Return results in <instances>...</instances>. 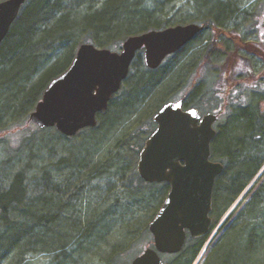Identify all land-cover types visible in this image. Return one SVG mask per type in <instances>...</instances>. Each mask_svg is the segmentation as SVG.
Wrapping results in <instances>:
<instances>
[{
  "label": "trees",
  "instance_id": "1",
  "mask_svg": "<svg viewBox=\"0 0 264 264\" xmlns=\"http://www.w3.org/2000/svg\"><path fill=\"white\" fill-rule=\"evenodd\" d=\"M82 1H86L88 6L83 7ZM243 1L195 0L194 4L188 5L189 10L185 8L186 14L179 12L175 18L165 20L160 17L161 13L142 8L141 0H108L98 9V0H34L28 7L24 6L0 47V124L6 120L10 125L26 123L50 82L71 66L80 45L93 44L118 51L122 41L128 37L150 31L145 25H154V30H162L187 23L188 11L210 15L219 23H234L243 16L241 9L246 5ZM159 10L161 12L162 8ZM69 14L74 15L72 21L66 18ZM79 17L83 23L76 20ZM109 36L112 38L108 41ZM197 43L195 41L179 51L170 58L171 63L157 71L149 70L138 54L130 77L124 83V87L128 86L125 96L121 99L120 94L115 96L108 111L98 115V126L79 134H87L83 145L70 149L69 159L61 158L52 174L48 173L50 170L43 173L41 167L34 168L38 173L35 176L41 177V181H34L33 185L25 170L16 172L11 167L0 166V264H29L30 259L43 254H55L57 264H80L79 255L85 257L84 254L92 249L97 252L94 255H101L98 252L100 246L107 245L113 251L106 253L107 264L118 263L115 256L122 253V247L120 244H107L110 233L123 234L121 230H124L125 238L128 237L131 243L132 238L139 236L141 219L131 216L123 226L132 206L126 203L116 210H108L102 204H92L87 199L89 195L84 193L86 185L94 174L100 178L118 163L122 164L116 150L133 152L132 158L136 160L155 129L153 113L171 101L163 94L181 86L187 73L199 66L202 60L198 54L202 53L205 60H213L217 65L223 60L225 62L227 55L230 57L227 49L221 53L222 57L213 56L210 48L189 54ZM220 44L223 49L224 45ZM249 47L246 49L248 52L262 59V63L256 64L250 73L255 78V85L243 90L238 98L233 95L237 103L225 107L229 116L212 143V160L225 165L223 174L217 179L214 203L225 206L226 210L264 166V51H260L259 46ZM237 63V66L242 65L240 61ZM184 69L181 80L168 88L175 77L180 78ZM261 70L263 78L259 80L255 75ZM209 77L200 81L198 86ZM209 88L207 95L213 98L214 86ZM185 102L190 108L196 107L187 100ZM130 128L133 130L126 134ZM125 130V138L114 143ZM54 143L50 144L51 149L48 148L52 158L57 155ZM116 143L119 146L115 150ZM136 176L141 183L137 193L144 186H164L153 193L154 199H144L147 203L158 200L161 204L168 193V186H152ZM58 178L61 180L57 183L51 182ZM71 186H76L75 193H70ZM140 196L136 194L137 203ZM123 207L126 213L121 215L119 210ZM115 219H120V222L114 231L109 232L107 221ZM232 225L234 230L222 242L215 259L222 258L231 264H264V182ZM144 232L147 233L146 228L141 232L143 236Z\"/></svg>",
  "mask_w": 264,
  "mask_h": 264
},
{
  "label": "water",
  "instance_id": "2",
  "mask_svg": "<svg viewBox=\"0 0 264 264\" xmlns=\"http://www.w3.org/2000/svg\"><path fill=\"white\" fill-rule=\"evenodd\" d=\"M26 1L0 2V47ZM201 31L196 24L155 30L129 37L120 51L82 44L67 71L50 82L30 114V122L42 130L55 129L67 138L95 128L97 114L107 111L121 91L139 51L144 49L146 66L156 70ZM182 106V101L169 102L154 115L157 128L139 156L140 178L169 184L171 192L150 224L155 249L148 248L131 264H164L159 253H179L185 230L199 237L210 225L215 182L225 170L222 163L211 160L218 116L202 117L196 109L184 111Z\"/></svg>",
  "mask_w": 264,
  "mask_h": 264
},
{
  "label": "rangeland",
  "instance_id": "3",
  "mask_svg": "<svg viewBox=\"0 0 264 264\" xmlns=\"http://www.w3.org/2000/svg\"><path fill=\"white\" fill-rule=\"evenodd\" d=\"M4 1L6 0H0V2H4ZM33 1L34 0H27L25 7L26 6L28 7L30 3H32ZM98 1L99 3L96 6L97 9L103 7L104 3L108 0H98ZM141 1H142L141 3H143V5H141L142 8H146L148 11L151 12H157V14L161 13L160 17L165 20L175 18L176 15L179 14V12L182 14H186L185 8L189 10L188 4L191 5L195 3V0H141ZM230 1L235 3V1L239 2L240 0H230ZM246 2L253 3L252 6L249 8V10L251 13H254V16H248L245 22H247L248 25H253V24L256 25L258 23V22L256 23L257 15L264 14V0H244L242 3H246ZM81 5L83 7H87L88 3L86 1H82ZM160 8H162L161 12L159 10ZM188 15L189 18H192L193 20L189 19L187 20V23H189L190 20L191 22L201 20L197 18L196 13L194 12L192 14V12L189 13L188 11ZM73 16H74L73 14L72 15L69 14V16L66 18L72 21ZM76 20H79V22L83 23L81 17L77 18ZM228 23L229 22H227V24ZM86 26L90 27V24H87ZM148 26H149L148 30H154L153 28L154 25H145V27ZM145 27L143 26V28ZM125 33L126 32H124V34ZM111 38L112 37L109 36L107 37V40L108 39L110 40ZM241 40L244 41L238 42V49L244 50L247 49L249 46L255 48L259 46L258 49L260 51H264L263 44L259 43L257 35L255 37V35L247 36V34H243ZM123 42L124 41H122V44ZM122 44H120V47L122 46ZM200 51L201 49L199 50V52ZM198 55L201 56L200 60H202L200 61L199 66L198 67L196 66V69L193 68V71H191V73L189 72L187 73L184 79L185 81L181 86H179L176 89H172L171 90L172 92H169V90L167 89L168 91L163 94V97L166 98L168 96L171 101L187 100L192 105H196L195 108L200 111L201 115H206L209 113L219 114V120L215 125V129L220 132L222 125L225 123L226 119L229 116V111L225 110V107L228 108L230 104L237 103V100L232 98L233 95H237L238 98L243 90L254 87L255 78L254 77L252 78L250 76V73H252V70L256 67V64L262 63V59L256 56V54L252 55L250 58L245 60V63L243 64V67L246 68L247 70L241 68L242 70L241 71V70H234V67L237 66V62H236V58L232 55H230L229 59L228 57H226L227 60L225 62L223 60V62L218 65L215 62H213V60H205L202 53ZM141 56L143 57V54H141ZM169 63H171L170 59H168L163 66H167ZM227 65H228V69L226 68ZM185 70L186 69L183 70L180 78L175 77V80L169 83L168 88L174 87L181 80V78L185 73ZM255 76L256 78L258 77L259 80H262L263 71L262 70L256 71ZM207 77H209V79L199 87L198 83L203 79H206ZM236 80H241V81L238 82ZM226 85H229L228 88H225L223 90V88ZM197 86L199 87L198 89H196ZM210 86H214L213 98L212 96L208 97L207 95L208 91L211 89L209 88ZM125 87L120 92L119 95L120 99L123 98L127 93L128 86ZM196 90L199 91L196 92ZM193 95L194 98L191 99ZM155 113L156 111L153 113V115ZM130 130L133 129L130 128L127 130V132L126 130L124 132L122 131V133H120V135L118 136L117 140L114 141V143L115 142L118 143L120 139L123 140V138H125V135L128 134ZM59 136L61 135L56 130H45V131L39 130V128L36 125L28 122V119L26 123L18 126L17 124L10 125L9 120L4 121L2 124H0V166L3 168L11 167V169L13 168L12 170L13 171L16 170V172H21L22 170H25L27 172L26 173L27 176L30 178V180L33 182L34 185V181L37 182L42 180V179L40 180L41 177L35 176L36 174H38L37 171H35L34 169L35 167H41L43 169V173H45L47 170H50L48 173L52 174L51 171H53V168L56 167L55 164H58V161L61 158L69 159L68 156L71 155V153H69V150L75 147H76L75 149L80 148L85 142L87 134L86 133L81 134L78 137L69 140L64 139L62 137L59 138ZM47 142L49 144H45ZM51 143L56 144L54 149L56 150L57 160L56 158H52L51 155L48 154L49 152L48 148L51 149L50 147ZM43 144H44V148H43ZM117 146H119V144L114 146L115 150ZM221 146H223V143L221 144ZM116 151H118L117 154L120 155L121 157L120 162H122V164L118 163L117 167H113L112 169H109V171L106 172L100 178H97L96 174H94L91 182L88 185H86L87 187L84 193L85 195H89L87 196V199L90 200L92 204H97V205L102 204L108 210H112V209L116 210L118 207H121L122 205L123 206L126 205V203L128 204L127 206L131 205L132 211H129L130 213H128L129 215L127 219L126 217L124 218L122 223L123 226L131 216L135 215L138 216L139 219H141L140 226H138L139 236L132 238L131 243L128 237L125 238L124 230H121L123 234L119 233L120 235L116 234L115 232L110 233L111 236L107 240V244L109 243V245L120 244L122 247L121 249L122 253L120 255L117 254V256H115L119 260L118 263L116 264H128L137 256L142 254L143 251H145L149 245H152V239H150V236L145 232L143 236L141 232L142 230L144 231L145 229L144 226L146 225L147 218L150 215V213L156 211L159 208L160 204L158 203V200L156 203H152V202L147 203L145 202L144 199L145 198L154 199L153 193L159 191L157 189L158 187L164 188V186H158V187L144 186L142 190H140V193H137V191H139L137 189L139 188V186H141V183L138 181L136 176L138 175L137 162L139 156L135 160L132 158L133 152H130L128 150H116ZM262 155L264 158V152ZM51 160L53 161L51 162ZM26 162L31 164L30 167H27V165L29 164H25ZM104 162L106 163L107 161ZM256 176L257 177H255L251 181L249 186L245 189L244 193H242V195L230 206L226 215L232 213L231 215L237 218L239 215L243 213L245 206L249 203L253 194L259 189V187L264 182V166L262 171ZM60 180L61 178H58L56 179V181L51 180V182L55 184ZM74 187L76 186L69 187L70 193L76 192V189H74ZM136 194L141 195L140 197H138L141 198V200H137L138 203L135 200ZM77 205H79V202ZM234 206L236 207L234 208ZM125 210H126L125 207L120 208L119 210L120 214L123 215L124 213H126ZM119 222L120 219H115L114 221L108 220L107 221L108 231L109 232L114 231L117 228L116 226L119 224ZM217 247L220 248L222 246L218 243ZM100 248L101 249L98 252L102 253L101 255H97V254L94 255V253L97 252H95L93 249L90 251V253L84 254L85 257H82V254L79 255L78 258H80L82 262L80 264H107L106 255L113 252L112 247L110 249L107 245L106 247L100 246ZM55 257H56L55 254H43L41 256L35 257L34 259H30L29 264H57L59 262L55 263L56 262ZM61 260L60 262L64 263Z\"/></svg>",
  "mask_w": 264,
  "mask_h": 264
},
{
  "label": "flooded vegetation",
  "instance_id": "4",
  "mask_svg": "<svg viewBox=\"0 0 264 264\" xmlns=\"http://www.w3.org/2000/svg\"><path fill=\"white\" fill-rule=\"evenodd\" d=\"M252 4L253 3L246 2L245 7L241 9L242 12H244L242 18L234 23L230 22L228 24L227 22L219 23L210 15H199L197 13V18L201 20L191 22L193 19L189 18L187 12V17L191 20L189 23L182 25L197 24L202 27V31L199 32L186 46H190L195 41L198 42L197 45L192 46L189 50V54H191L194 50H207L210 48L212 49L211 54L213 56L222 57L221 53L227 49L229 54L236 58V62L240 61L242 63L241 66L234 67V70H241V68L246 69L243 67L245 60L255 54L248 52L246 49H238L236 43L244 41L241 40L242 35L247 34V36L255 35V37L257 35L259 43L264 45V14L257 15L258 18H256V23H258L256 25H248V23L245 22L248 16H254V13H251L249 10ZM220 43L224 45L223 49ZM141 52L144 51L142 50ZM243 56H245V58H243ZM226 57L229 56L227 55ZM188 109H190V107H188L186 102L183 101V110L186 111ZM165 185L168 186V193L165 199L156 211L150 213L147 218L146 225L144 226L147 228L150 238L152 239V245H149L147 248H154V237L149 230V226L159 214L169 192L171 191L170 185ZM224 207L225 206L221 207L220 205H215L213 194L212 210L209 214L210 225L207 232L202 236L194 237L189 230H185L186 238L182 251L177 254H160L161 260L165 264H231L228 260L222 258L215 259V254L220 252L217 247L218 243L222 246V242L227 239L230 233L234 230V226L232 224L236 221L235 216H232L231 214L226 215L228 210L224 209ZM216 249L219 251L217 252Z\"/></svg>",
  "mask_w": 264,
  "mask_h": 264
},
{
  "label": "bare ground",
  "instance_id": "5",
  "mask_svg": "<svg viewBox=\"0 0 264 264\" xmlns=\"http://www.w3.org/2000/svg\"><path fill=\"white\" fill-rule=\"evenodd\" d=\"M184 48H185V47H184ZM184 48H183V49H184ZM183 49H181V50H183ZM181 50H180V51H181Z\"/></svg>",
  "mask_w": 264,
  "mask_h": 264
}]
</instances>
